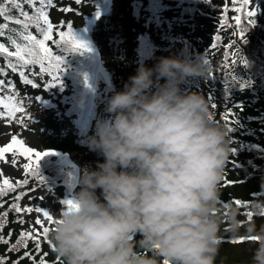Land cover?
<instances>
[{"label": "trees", "instance_id": "obj_1", "mask_svg": "<svg viewBox=\"0 0 264 264\" xmlns=\"http://www.w3.org/2000/svg\"><path fill=\"white\" fill-rule=\"evenodd\" d=\"M105 2L53 0V4L46 7L49 21L54 25V38H58L56 31L62 29L67 32L71 26V31L78 38L81 33L95 42L103 37L110 48H117L112 52L114 70L105 60L99 62L96 97L85 123L83 116L95 68L91 51L80 53L56 48L55 51L64 56V65L60 74L61 83L51 88L46 87L50 76L46 72L41 73L39 65H36L39 72H33L31 67L25 70L26 78L32 80V84H26L19 72L13 73L7 68L6 58L0 56V67L5 69L0 79L11 81L13 85L11 90L6 88L2 94L11 95L23 109L2 118L11 123L10 120L19 114L26 125L29 119L34 121V124L28 125L32 130H38L35 123L41 120L42 128L47 130L41 136L42 148H55L65 155L74 153L77 166L74 172L69 163L60 164L56 158L47 155L39 164L43 183L36 175H29L27 184L0 197V214L7 212L6 217L0 215V223H3L0 236L8 241L0 242V259L4 260V264H34V260L38 264L43 253H47V264H64L54 253L52 244L48 242L49 237L48 240L40 237V252L35 251L34 240L26 239L24 243L17 244L21 231L31 230L24 224L21 212L17 213L11 205L18 204L20 207L24 196L37 187L49 189L54 200L61 203L72 199L79 190V178L84 167L95 169L96 162L103 161V157L88 147V138L95 132L97 119L108 116L102 109L105 101L101 96L102 89L109 90L111 96L122 91L129 76L135 75L139 64L153 67L160 57L183 59L194 54L195 59L208 61L220 85L210 91L212 97L207 101L213 118L228 128L232 149L220 184V207L215 211L227 218L228 209L238 210L237 219L242 226L264 218V0H255V16L251 18L254 25L247 24L249 18L233 11L234 5L227 0H117V5L112 0L107 7ZM251 6L247 5L246 10ZM23 9L29 15L33 14L30 5L24 4ZM7 14L19 15L11 6ZM234 16H241L239 29ZM4 22L0 18V23ZM199 23L208 24L215 32L210 37L212 42L207 50L193 40L195 27ZM55 26H59V29ZM20 28L19 25H9L10 30ZM239 30L245 33V40L233 35ZM29 31L39 38L35 26H30ZM230 35H233L235 51L242 57V60L235 59L236 63H231L233 58L225 44ZM0 43L11 50L7 34L0 37ZM186 82L181 85L182 89H185ZM227 113L231 114L228 121L224 119ZM73 115L78 116V122L72 118ZM25 178L26 175L18 180ZM17 195L21 196L19 201L15 200ZM219 237L218 250L225 244L244 243L257 238L251 234H235L223 223ZM13 245L16 246L15 250H12ZM26 251L31 254L30 257H24ZM249 263L239 261L231 264Z\"/></svg>", "mask_w": 264, "mask_h": 264}, {"label": "clouds", "instance_id": "obj_2", "mask_svg": "<svg viewBox=\"0 0 264 264\" xmlns=\"http://www.w3.org/2000/svg\"><path fill=\"white\" fill-rule=\"evenodd\" d=\"M210 72L194 54L160 57L139 64L108 99V116L88 138L103 161L84 167L74 206L48 233L64 264H215L222 223L239 233L238 210L227 218L215 211L229 130L202 94L181 88ZM248 228L257 237L251 264H264V225Z\"/></svg>", "mask_w": 264, "mask_h": 264}, {"label": "snow or ice", "instance_id": "obj_3", "mask_svg": "<svg viewBox=\"0 0 264 264\" xmlns=\"http://www.w3.org/2000/svg\"><path fill=\"white\" fill-rule=\"evenodd\" d=\"M77 3H80V0H76ZM251 0H232L234 5L233 11L240 12L242 16L249 18L248 23L254 25V20L251 18L255 16V10H246V6L249 5ZM30 5L33 9V14L29 15L28 12H25L23 5ZM40 6L37 7L36 5ZM53 4V0H0V18L5 22L0 23V37L8 35V40L11 44V50L4 43H0V56L6 58V65L13 73L19 72L21 79L26 84H32V80L26 78V69L39 65L41 73H47L50 76V81L46 84V87L51 88L60 84V74L63 71L64 65V56L58 54L55 51L56 48L63 49L64 51H73L83 53L85 51H91L88 44L82 39L78 38L73 31H71V26L66 32L62 29H59V26H55L58 31H56L54 38V25L50 23L49 16L46 12V7H49ZM9 6L12 10L18 11V16L8 15ZM67 11V9H65ZM225 11H227V5H225ZM236 27L239 29L241 24V16L233 17ZM10 24H15L21 26L20 29H9ZM30 26H35L37 32L39 33V38L37 35H33L29 31ZM223 27V26H222ZM233 35H238L240 39L245 40V33L243 30H239ZM18 37V38H17ZM215 47V46H214ZM229 50H231L234 45H227ZM235 54H233L234 56ZM227 60L228 57L226 56ZM208 61L205 60V63ZM237 61L233 58L231 63H236ZM246 63V61H243ZM227 66V65H225ZM5 69L0 67V76L4 75ZM35 75V73H32ZM85 84L87 85V79L85 77ZM35 87V85H33ZM11 90L13 85L11 81H6L0 79V117H9L11 114L22 112L23 109L19 106L18 102L11 96H5L2 93L5 89ZM39 99V98H37ZM231 117L230 113L225 114L224 119L226 121ZM22 149V151H21ZM11 153L13 156L17 154L24 155L30 162L25 164L24 168L26 169V178L24 180H18L15 185H13L9 179L4 178L0 181V197L6 195L8 191H15L16 187L25 185L28 183L29 175H36L41 183H43V178L39 174V161L46 155L54 154L50 152H40L36 151L31 147L24 146L23 143L15 136H12L11 142L0 147V160L5 159V154ZM15 164V160H13ZM30 191H35V189H30ZM26 194V193H25ZM21 199L20 195L15 197V200L19 201ZM240 203L239 201H236ZM66 208H71L74 206L72 199H67L62 201ZM12 208L17 213L21 211L32 212L31 207L21 209L18 204L11 205ZM35 211L37 213L43 214V217L51 224L55 222L53 216L42 207H36ZM3 217L7 216V212L0 214ZM23 221H21L22 223ZM36 224L41 225L42 234L45 240H48V233L50 229L43 226V221L39 218L35 221ZM3 227V223H0V228ZM11 236V233H9ZM40 236L39 232H30V231H21L20 238L17 241V244H22L26 239L35 241V251L40 252ZM0 242L8 243L3 236H0ZM51 244V241L48 240ZM24 247H27L24 244ZM16 246H12V250H15ZM29 252L24 253V257H30ZM47 253H43L40 256L38 264H47L46 258ZM34 259V258H33ZM0 264H4V260L0 259ZM16 264V262H14ZM34 264H36L34 260ZM167 264V261L164 262Z\"/></svg>", "mask_w": 264, "mask_h": 264}, {"label": "rangeland", "instance_id": "obj_4", "mask_svg": "<svg viewBox=\"0 0 264 264\" xmlns=\"http://www.w3.org/2000/svg\"><path fill=\"white\" fill-rule=\"evenodd\" d=\"M228 3L232 4V0H227ZM115 5H117V0H114ZM247 24L248 21H247ZM111 26H113L111 24ZM194 31V36L193 40H195L198 45L203 49L207 50L211 46V36L215 35V32L211 29V27L208 24H197L195 27ZM80 39L85 41L89 48L91 49V53L93 55V58L98 64V62L105 60L106 64L114 70V58H112V52L117 49L116 47L110 48L108 45V42L106 39L103 37L98 38V43L96 42V46L91 43L87 38L80 36ZM192 42V40H190ZM225 43L227 45L231 44V38H228ZM228 53L229 55L238 60H242V57L237 54L235 51V46L229 50L228 48ZM233 54H235L233 56ZM31 70L33 72H39V68L37 66L31 67ZM108 80V77H107ZM194 84L189 91H196L199 92L200 94H203L205 98L208 100L210 98L209 91L211 89L216 88L219 83L216 81V79L213 78L211 75V72L209 74V79L206 81L201 79V78H196L194 79ZM100 87V86H99ZM102 89V98L105 99L103 103V111L106 107L107 101L110 98L111 94L109 93V90H104ZM105 112V111H104ZM76 122L79 121L78 116L73 115L72 117ZM29 119L27 125L22 121V118L19 114L15 115L13 120H10L11 123L6 121L5 118L0 117V147L8 144L12 140V136L15 135L22 143L24 146L31 147L36 151L43 152L42 149V134L47 133L46 129L42 128V122L41 120L38 121V130L37 129H30L28 126L29 124H34V121H30ZM25 126H24V125ZM40 127L42 129H40ZM22 151V149H21ZM70 157L66 156L69 158V161H76L75 158L76 156L74 153H69ZM65 156V155H64ZM59 157V154H54V158ZM13 160H15V164H13ZM42 160V159H41ZM40 160V161H41ZM39 161V164H40ZM7 162L11 163V168L8 170L6 169V164ZM25 164H29L31 167V162L24 156L17 154L16 156H13L11 153H6L5 154V159L0 160V181H2L4 178L9 179V181L12 184H15L16 181L26 175V169L24 168ZM74 165V163H73ZM75 170V167L72 166ZM248 186H251L250 184H245ZM27 207H31L33 209L32 212H26V211H21V215H23L24 218V224L28 227L31 232H39L41 233V239L43 238L42 234V227L41 225H38L35 223L36 219L39 218L43 221V226L48 227L49 229L51 228L52 224L49 223L44 217L42 212L37 213L35 211L36 207H42L43 209H46L52 216L53 219L55 216L58 214L59 211L63 210V204L57 200H54L52 196V192L49 189L37 187L35 188V191H29L23 198L22 203L20 204V208L24 209ZM259 228L261 225H264V218H260L258 220L253 221ZM248 224H244L240 230L239 233H233L235 234H250L251 229L248 228L247 232L245 229L247 228ZM255 245L250 243V241L244 242V243H231V244H225L223 245V248L221 247L217 251V255L215 257V262L218 264H231L234 262H245L249 263L251 262V257H252V251L254 249ZM250 264V263H249Z\"/></svg>", "mask_w": 264, "mask_h": 264}, {"label": "bare ground", "instance_id": "obj_5", "mask_svg": "<svg viewBox=\"0 0 264 264\" xmlns=\"http://www.w3.org/2000/svg\"><path fill=\"white\" fill-rule=\"evenodd\" d=\"M6 166H7V167H6L5 170H8L9 168H11V163L7 162Z\"/></svg>", "mask_w": 264, "mask_h": 264}]
</instances>
